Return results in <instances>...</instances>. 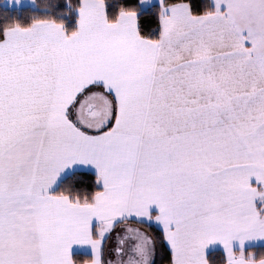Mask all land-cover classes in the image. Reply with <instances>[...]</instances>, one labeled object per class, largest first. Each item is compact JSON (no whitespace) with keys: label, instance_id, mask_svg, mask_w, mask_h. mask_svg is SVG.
Masks as SVG:
<instances>
[{"label":"snow or ice","instance_id":"obj_1","mask_svg":"<svg viewBox=\"0 0 264 264\" xmlns=\"http://www.w3.org/2000/svg\"><path fill=\"white\" fill-rule=\"evenodd\" d=\"M0 264H264V0H0Z\"/></svg>","mask_w":264,"mask_h":264},{"label":"trees","instance_id":"obj_2","mask_svg":"<svg viewBox=\"0 0 264 264\" xmlns=\"http://www.w3.org/2000/svg\"><path fill=\"white\" fill-rule=\"evenodd\" d=\"M37 3L44 4V3H46V0H37Z\"/></svg>","mask_w":264,"mask_h":264}]
</instances>
